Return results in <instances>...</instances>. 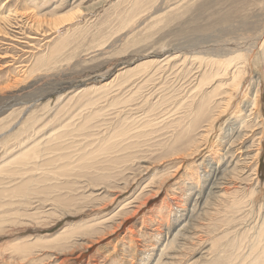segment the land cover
I'll return each instance as SVG.
<instances>
[{"label": "rangeland", "instance_id": "rangeland-1", "mask_svg": "<svg viewBox=\"0 0 264 264\" xmlns=\"http://www.w3.org/2000/svg\"><path fill=\"white\" fill-rule=\"evenodd\" d=\"M132 1L0 0V16L10 18L5 24L0 23V87L8 86L6 89L0 88V264H30L29 261L37 257L43 259L35 260V264L40 261V264H54L55 259L58 260L55 264L66 259V264H140L139 261L143 262L144 259V264H154L157 260L167 264H177L178 261V264H203L213 259L209 254L210 248L218 246L214 240L211 242L213 235H209L207 230L220 225L221 219L225 223L227 217L223 214L230 216L227 208L232 202L230 204L219 197L225 196V190L217 191V186L225 187L229 198L234 195L235 201L243 199L245 203L239 205L242 209H258L260 212L256 211L255 216L253 214L255 223L250 222L251 216H246L245 210L233 214L232 222H226L230 227L236 226L233 235L240 236L243 232L241 225L249 223L255 229L258 219L263 222L264 136L259 146L261 149L256 154L259 119L247 123L245 133H248V137L242 141L241 147H237L243 150V160L231 171H225L224 162H219L218 166L212 160L222 145L217 138L222 135L221 128L228 120L226 114L209 132L204 130V123L197 126L202 128L193 133L194 145L181 153L173 154L166 149L170 143L167 139L171 138L172 133L164 132L171 129L170 125L181 119L182 114L190 111L188 106L193 101L191 88L203 69L198 68L199 64L205 65L206 58L216 59V49H225L228 40L234 38L237 43H242L239 51L242 56L249 55L252 50L250 40L258 30L264 28V0H218L219 5L217 0H157L155 5H145V0H139L138 3L144 4L142 10L131 11ZM28 11L34 13L36 18L32 17L33 20L42 19L39 21L40 31H35L32 20L25 17ZM68 13L73 17H69ZM242 22L245 27L231 31L230 27L238 23L242 25ZM58 23L62 27H56ZM247 59V74L239 90L233 94L232 107L227 114L234 112L240 101L243 109V100L248 94L242 92L258 79L262 89L259 114L264 120V54L257 49ZM142 64H145L143 69H136ZM194 100L197 101L196 98ZM243 111L238 119H242ZM187 120L182 121L183 125ZM248 125H252L251 128ZM125 131L129 137L139 131L142 134L152 132L153 136L143 134L145 139L140 138L141 144L133 150L132 161L126 159L122 163L126 164L124 172L119 170L120 176L111 179L116 185H109L108 188L96 186L92 183V174L87 170L90 167L77 166L81 145L87 141L89 145L100 146L105 142L100 138H107L108 142V138L114 140L118 133ZM234 131L229 132L232 140L237 137ZM62 132L66 136L64 139L77 135H91V138L69 139L63 145L72 144L71 147L59 153L51 149L39 162L44 166L29 165L25 169L21 164L27 163L26 159L16 162L21 152L29 150L26 147L32 148L35 142L40 145L39 151L44 152L42 150L47 148L48 145H44L49 137H56ZM167 133L170 138L165 136ZM17 139L27 140L24 145L20 144L25 148L18 146ZM94 139H97V143L90 142ZM20 143L23 144L22 141ZM149 143L152 147L146 146ZM160 145L162 149H159ZM154 147L158 149L154 150ZM179 147L184 146L179 143ZM65 154L70 155L65 161H72L77 168L74 171L70 166L74 172H71L70 179L61 178L58 174V170L64 167ZM235 157L236 162L240 157ZM55 160L57 162L51 164ZM10 169H25L29 173L24 177L26 180L38 181L27 184L25 192L31 190L29 192L32 193L35 188L45 194L40 192L36 198L28 195L22 200L3 196L8 193L6 189L11 190L21 183L19 179L22 177L15 176L14 181L15 177L12 180L9 175L5 176ZM215 169L217 176L214 179L211 174ZM112 171L115 172L114 168ZM189 173L195 174L194 181ZM222 183L225 184L222 186ZM249 191L256 194H246H250ZM53 197L73 201L74 207L69 206V211L66 209L58 213L60 210ZM216 209H221L222 213L213 211ZM83 228L87 231L82 232ZM69 230L72 233H67ZM53 236L68 243L61 245ZM14 241L20 244L26 241L29 245L35 243L38 246L33 245L35 249L31 252H39L34 256L33 253H14L9 250L13 247L11 245H15ZM42 252L49 256H42Z\"/></svg>", "mask_w": 264, "mask_h": 264}, {"label": "bare ground", "instance_id": "bare-ground-1", "mask_svg": "<svg viewBox=\"0 0 264 264\" xmlns=\"http://www.w3.org/2000/svg\"><path fill=\"white\" fill-rule=\"evenodd\" d=\"M131 1V0H130ZM147 3H145V5H148L150 3H154V5L156 4L155 2L157 0H145ZM187 1V0H186ZM192 1V0H191ZM190 1V2H191ZM198 1V0H197ZM201 1V0H200ZM213 1V0H212ZM139 0H133L132 1V5H131V11L136 9V10H139L141 8L144 7V4L141 5L142 3H138ZM170 2V1H169ZM168 2V3H169ZM175 2V1H174ZM183 2V1H182ZM199 2V1H198ZM203 2V1H202ZM215 2V1H214ZM220 2V1H219ZM167 3V2H166ZM167 3V4H168ZM181 3V2H179ZM164 4V3H163ZM185 4V3H184ZM217 4H218V0H217ZM141 5V6H140ZM177 5V4H176ZM215 5H216V2H215ZM219 5V4H218ZM166 6V5H165ZM214 6V5H213ZM146 7V6H145ZM190 7V6H189ZM79 8V7H78ZM148 8V7H147ZM35 9V8H34ZM145 9V8H144ZM168 9V8H166ZM172 9V8H171ZM191 9V8H190ZM142 10V9H141ZM170 10V9H169ZM19 12V11H18ZM29 13L25 14V17L28 19L30 18L32 20V23L33 24V28H35V31H40L39 29L41 28L39 26V24H41V22L39 21H42V19L40 18L39 21H36V20H33L34 18L32 17H35L33 16V14L31 13V11H28ZM76 13V11H74ZM72 12V13H74ZM167 12V11H166ZM176 12V11H174ZM77 13H78V10H77ZM170 13V12H169ZM173 13V12H172ZM8 14V13H7ZM18 14V13H17ZM168 14V13H167ZM67 15V14H66ZM73 15V14H72ZM70 15V16H72ZM78 15V14H77ZM169 15V14H168ZM21 16V15H20ZM23 16V15H22ZM21 16V17H22ZM63 16V15H62ZM68 16H69V13H68ZM69 16V17H70ZM75 16V15H74ZM161 16V15H160ZM235 16V14H234ZM11 17V15H10ZM46 17V16H45ZM49 17V16H48ZM73 17V16H72ZM12 18V17H11ZM24 18V17H22ZM24 18V19H26ZM36 18V17H35ZM39 18V17H38ZM37 18V19H38ZM58 18V17H57ZM55 18V19H57ZM65 18V17H64ZM66 18H68L66 16ZM152 18V17H151ZM164 18V17H163ZM9 16H5V17H2L0 16V23H6L7 21H9ZM26 19V20H27ZM73 18H71L72 20ZM54 20V19H53ZM63 20V19H62ZM65 20V19H64ZM70 20V18H69ZM159 21L162 20V19H158ZM46 22V20H44ZM48 21V20H47ZM52 21V20H51ZM152 21V20H150ZM158 21V22H159ZM242 21V20H241ZM60 22V21H59ZM63 22V21H62ZM61 22V23H62ZM71 22V21H70ZM157 22V23H158ZM230 22V21H229ZM51 23V22H49ZM48 23V24H49ZM64 23V22H63ZM62 23V25H64ZM67 23V22H66ZM53 24V23H52ZM59 26L57 25L56 27H59L60 28V23H58ZM234 24H237V23H234ZM239 24V25H238ZM236 26H232L230 28L232 32H235V30H241V28L245 27L244 23L242 22V25H240V23H238ZM43 25V24H42ZM50 25V24H49ZM48 25V26H49ZM61 25V27H62ZM232 25V23H231ZM30 26V24H29ZM46 26V24L44 25ZM47 26V28H48ZM141 26V25H140ZM264 26V25H263ZM43 27V26H42ZM54 27V26H53ZM52 27V28H53ZM46 28V29H47ZM49 29V28H48ZM51 29V27H50ZM54 29H57V28H54ZM230 30V29H228ZM237 30V31H238ZM252 30V29H251ZM45 31V30H44ZM56 31V30H55ZM227 31V30H226ZM36 32V33H37ZM49 32V31H47ZM51 32V31H50ZM225 32V31H224ZM66 33V32H65ZM227 33V32H226ZM225 33V34H226ZM48 34V33H47ZM223 34V33H222ZM43 35V34H42ZM255 37H253L250 42L252 44V50L250 51L249 55L247 57H243L242 54L239 52L240 47H243L241 44L242 43H237L235 41V38L234 40H228V44L225 45V49L224 48H221V49H216L218 50L216 53H214V56H216V59L212 58V59H209L207 60V58L205 59V63L203 61V63L205 65L202 66V63L199 64L198 68H205V70L203 71V69L201 71H203L201 73V71L199 72L200 73V78L197 79V82H195V85L191 88L192 89V92H193V101L192 103H190V105L188 106V108H191L190 111H188L186 114H180L181 115V119H179L176 123H172L170 126L171 129H168V130H165L164 133H166V131H168V133H170L169 131H171L172 133V136L171 138L169 137L168 133L167 135H165L166 137L168 136L170 139H167V141L169 140L170 143H169V146L168 148H166L167 150L171 151V153L173 154H176V153H181L180 151H186L188 148L192 147L194 145V136H193V133L198 129H201L202 127L200 126L199 128L197 126L201 125L202 123H204L206 125V127H204L207 132H209L210 130H212L214 124L219 121L221 119V117L223 115H227L228 116V120L225 121V126L223 128H221V132H222V135L217 138V140L222 144L221 147L217 150L218 151V154L214 155V158H212V160L216 161V164H218L219 166V162H224V166H225V171H231V170H234L235 168H237L238 166V163L239 162H242V157H243V150H241L240 148L238 149L237 147L241 145V143H243L242 141H244V139L248 137V133H245V131L247 130V123L250 122L251 120H254L255 118L259 119V133L257 134L258 137V141H257V151H256V154L260 151L259 149H261L259 146H260V142H261V139L263 138L264 136V120H262V118L260 117L261 115L259 114V106H260V102H259V99H260V93H261V87H260V80L258 81V79L253 82L251 85L247 86L245 92L243 91L242 93H247L248 96L244 101L243 103V109L240 107L241 105V101L239 102V105L238 107L236 108V110L232 113H228V111L231 109L232 107V99H233V94L235 92H237L240 88V86L242 85L243 83V80H244V77L246 76L247 72H246V69L248 67V62H249V59L247 58H250V54L253 52V51H257L258 50H261L262 53L264 54V28L260 31L258 30L256 32V34L254 35ZM62 37V36H60ZM229 37V36H228ZM233 37V36H232ZM38 38V37H37ZM231 39V38H230ZM44 40V39H43ZM243 40V39H242ZM47 41V40H46ZM36 43V42H35ZM246 44V43H245ZM247 46V45H246ZM217 47V46H216ZM223 47V45H222ZM245 47V46H244ZM44 48V47H43ZM214 48V47H213ZM251 48V47H250ZM207 49V48H206ZM210 49V48H209ZM207 49V50H209ZM201 50V49H200ZM215 50V51H216ZM197 52V51H196ZM195 52V53H196ZM249 52V51H248ZM202 53V52H201ZM206 53V52H205ZM197 54V53H196ZM208 54V53H207ZM213 54V53H212ZM211 54V55H212ZM254 54V53H253ZM259 54V53H258ZM206 56V54H205ZM246 56V55H245ZM185 60L187 59L186 57H184ZM173 60V59H171ZM177 60V59H176ZM179 60V58H178ZM177 60V61H178ZM201 60V59H200ZM203 60V59H202ZM201 60V61H202ZM168 61V60H167ZM184 62H187V61H184ZM165 63V62H164ZM169 63V61H168ZM159 64V62H158ZM163 64V63H161ZM160 64V67L162 66ZM171 64H172V61H171ZM167 65V63H165V66ZM196 65V64H195ZM145 66V64H142L141 66H138V68L136 69H143ZM148 66V65H146ZM170 66V65H169ZM202 66V67H201ZM195 67V66H194ZM152 68V67H151ZM164 68V67H163ZM189 68V67H188ZM2 70V69H0ZM165 70V68L163 69V71ZM168 70V69H167ZM169 71V70H168ZM0 73H2V71H0ZM178 73H182V72H178ZM198 73V74H199ZM166 74V72H165ZM177 76V75H176ZM179 77V76H178ZM138 78V77H137ZM22 79V78H21ZM196 79V78H195ZM132 80V79H131ZM17 81V80H16ZM192 81V80H191ZM251 81V80H250ZM142 82V81H141ZM160 82V81H159ZM189 82V81H188ZM189 83H193V82H189ZM191 85V84H190ZM127 86V85H126ZM169 86V85H168ZM189 86V85H188ZM8 86H6L7 88ZM106 87V86H105ZM175 87V86H174ZM1 89H6L4 87H0ZM10 88V87H9ZM99 88V87H98ZM0 89V90H1ZM122 89V88H121ZM175 89V88H174ZM8 90V89H7ZM86 91V90H85ZM84 91V92H85ZM161 91V90H160ZM189 91V90H188ZM191 92V93H192ZM95 94V93H94ZM188 94V93H187ZM190 94V93H189ZM188 94V95H189ZM169 95V94H168ZM86 96V95H85ZM80 97V96H79ZM245 96L243 95V98ZM196 98L197 101H195L194 99ZM190 99V98H189ZM81 100V99H80ZM79 100V101H80ZM235 100V99H234ZM119 101V100H118ZM195 101V103H194ZM84 102V101H83ZM187 102V101H186ZM188 103V104H189ZM195 106V107H194ZM140 107V106H139ZM149 108V107H148ZM193 108V109H192ZM133 109V108H132ZM137 109V108H136ZM185 109V108H184ZM131 110V109H130ZM144 110V109H143ZM189 110V109H188ZM244 110V111H243ZM241 111L244 112V115L242 117V119H238L237 117L240 116V113ZM124 112V111H123ZM166 113V112H165ZM242 114V113H241ZM96 115V114H95ZM185 115V116H184ZM255 115V116H254ZM62 116V115H61ZM254 116V117H253ZM185 118H188L189 120H187V123L185 121V125H183V122ZM109 119V118H108ZM91 120V119H90ZM175 121V120H174ZM254 123V122H253ZM110 125V124H109ZM183 125V127H182ZM168 126V125H167ZM166 126V127H167ZM252 126V125H250ZM248 125V127H250ZM197 127V128H196ZM109 128V127H108ZM181 128V129H179ZM234 136H235V132L237 133V137L233 139V136H229V132L233 131L234 129ZM251 128V127H250ZM127 129V128H126ZM161 129V128H160ZM159 129V130H160ZM245 129V130H244ZM159 130H156L159 131ZM203 130V129H202ZM243 130V131H242ZM136 131V130H135ZM143 131V130H142ZM154 131V130H153ZM164 131V130H163ZM162 131V133H163ZM255 131L252 130V132ZM133 132V131H132ZM147 132V131H146ZM149 132V131H148ZM151 132V131H150ZM213 132V131H211ZM249 132V131H248ZM131 133V132H130ZM136 133V132H134ZM228 133V134H227ZM251 133V132H250ZM144 136L145 135H148L149 133H143ZM143 134L139 131L136 135L133 136H128L127 132H122V133H118V135L116 136V138L114 140H111V138H108V142H107V138L106 139H101L100 140H105V142L100 145V146H96V145H89L87 143V141H85L81 147H80V150H81V157L78 159V161H76V163L78 164L77 166L81 167V168H85L86 166H89L90 168L87 169L89 171V173L92 174V177L94 179V182H92L93 184H95L96 186H104L106 188H108L109 185L111 186H114L116 185L115 182H112L111 179H115L117 177L120 176V171L119 170H123L124 167H126V164L123 165L122 163H124V161L128 158V162L129 161H132V158H133V150L135 148L138 147L139 144H141V137H143ZM159 134V133H158ZM157 134V135H158ZM161 134V133H160ZM207 134V133H206ZM227 134V135H226ZM232 134V133H231ZM149 135H152V132L151 134ZM156 135V138H159L157 137ZM163 135V134H162ZM171 135V134H170ZM226 135V136H225ZM251 135V134H250ZM106 136V135H105ZM104 136V137H105ZM153 136V135H152ZM161 136V135H159ZM66 136H64V133L62 132V134L56 136V137H49V141H47V143L44 145V146H47V148H45L44 152H40L39 149H40V145H36L35 142L33 145H36V146H33L32 145V148H28L26 147L27 151H24V152H21V155H18V157L16 158V162L20 161V160H24L26 159L27 160V163H23L21 164L23 166V168L26 169L27 166L30 165V167H33V166H37V167H40V166H44L42 165V163H39L40 161H42L45 157V153L47 154L49 151L52 150H57L58 153L61 151H63V149H67V148H70L72 144L68 145L65 147V145H63L65 143V141H68L69 139H86V140H90L88 138H91V135H77V136H69V139H64ZM165 137V138H166ZM172 137H173V140H172ZM225 137V138H224ZM228 137V141H225ZM133 138H136L135 140L137 141H134ZM144 138V137H143ZM150 138V137H149ZM154 138V137H153ZM155 138V139H156ZM164 138V137H163ZM42 139V138H40ZM40 139L38 141H40ZM133 139V140H131ZM145 139V138H144ZM225 139V140H224ZM19 141V147H22L21 145H24L25 140H21V139H17ZM28 140H31V139H28ZM33 140V139H32ZM37 140V139H36ZM81 140V141H82ZM97 139H94L93 141H90L91 143L96 142ZM148 140V139H147ZM152 141V139H150ZM149 140V142H150ZM154 140V139H153ZM5 141V140H4ZM17 141V142H18ZM20 141L23 142L20 143ZM37 141V142H38ZM79 141V140H78ZM77 141V142H78ZM16 142V140H15ZM30 142V141H29ZM140 142V143H139ZM144 141H142L143 143ZM148 142V141H147ZM146 142V143H147ZM218 142V143H219ZM144 143V144H146ZM153 143V141H152ZM151 143V144H152ZM163 143V142H162ZM161 143V144H162ZM179 143H181L184 147H179ZM235 143H238L237 146L235 145ZM16 144V143H15ZM21 144V145H20ZM28 144V143H27ZM26 144V145H27ZM32 143H30L31 145ZM40 144V143H38ZM63 145V146H62ZM86 145L88 146V148L86 147ZM163 146L165 144H162ZM213 145V144H212ZM245 145V144H244ZM17 146V144L15 145ZM94 146V148H93ZM146 146H150V143L149 145H146ZM155 146V145H154ZM220 146V145H219ZM35 147V148H34ZM143 147V145H142ZM152 147V145L150 146ZM159 147V146H158ZM162 146L160 145V148L159 149H162L161 148ZM165 147V146H164ZM204 147V146H203ZM207 147V146H206ZM241 147V146H240ZM243 147V146H242ZM22 148H25L24 146ZM93 148V149H92ZM144 148V147H143ZM157 148V147H156ZM155 147L153 148L154 150L156 149ZM202 148V147H201ZM146 149V148H145ZM158 149V148H157ZM212 151V148H210ZM152 150V149H150ZM56 151V152H57ZM149 151V148L148 150H146V152ZM157 151V150H156ZM160 151V150H159ZM209 151V152H210ZM208 152V153H209ZM242 152V153H241ZM42 153H44V156H42ZM73 153V152H72ZM143 153V152H142ZM195 153V151H194ZM31 154H32V158H31ZM68 155V154H67ZM65 154L64 156V161L62 164L64 167L60 170H58V174L59 176H61V178H65V179H70L71 177V168L70 166L74 169V171L77 169L76 166L74 165V163L72 161H69V162H66L65 160H67L69 158L70 155L67 156ZM146 155V154H145ZM144 155V156H145ZM196 155V154H195ZM212 155V153H211ZM235 155H239V159L235 162ZM241 155V156H240ZM260 155V154H259ZM59 156V155H58ZM57 156V157H58ZM190 156V155H189ZM254 156V155H253ZM235 157V158H234ZM255 157V156H254ZM98 158V159H96ZM257 158V157H256ZM34 159V160H33ZM179 159V158H178ZM181 159V158H180ZM179 159V160H180ZM33 160V163H30V161ZM168 160V159H166ZM177 160V159H176ZM174 159V161H176ZM257 160V159H256ZM96 161V162H95ZM172 161V160H171ZM57 162V160H55L54 162L52 161L51 164H55ZM127 162V164H128ZM163 162V161H162ZM165 162V161H164ZM72 163V164H71ZM14 164V163H13ZM59 164V163H58ZM148 164V163H147ZM152 164V163H151ZM175 164V163H173ZM242 164V163H241ZM240 164V165H241ZM57 165V164H56ZM150 165V164H149ZM21 166V167H22ZM55 166V165H54ZM58 166V165H57ZM152 166V165H151ZM209 166V164H208ZM221 166V165H220ZM248 166V165H247ZM28 167V168H30ZM176 167V166H175ZM200 167V166H199ZM223 167V166H222ZM243 167H245L243 165ZM53 168V167H52ZM114 168L115 172H110L112 169ZM193 168V167H192ZM13 169V168H12ZM25 169H22L21 171H12L11 169L8 170V173H5L3 175H5L6 177H15V176H18V177H22L21 179H19L21 181V183H18V185L16 187H14L13 189L10 188L11 190L9 189H6L8 191V193H6L5 195L3 196H9V197H13L14 199L17 198L16 200H19L21 198H25V197H28V195H32L33 198H36L38 197V194H45V192L43 191H37V189L33 188V192H25V189L27 188V184H33V182H38L37 180H26L25 175L26 174H29L27 172H25ZM55 169V168H54ZM147 169V168H146ZM195 169V167H194ZM206 169V168H205ZM230 169V170H229ZM49 170V169H48ZM51 170V169H50ZM53 170V169H52ZM177 171H179V169H175ZM224 170V169H223ZM45 171V170H44ZM206 171V170H204ZM237 171V170H236ZM18 172V173H17ZM124 172V170H123ZM41 173V171H40ZM74 173V172H73ZM186 173V172H185ZM232 173V172H231ZM48 174V173H47ZM176 174V172L174 173ZM190 174V178L192 181L195 174L193 173H189ZM14 175V176H13ZM45 175V174H44ZM171 175H173L171 173ZM170 175V176H171ZM2 177L3 178H5ZM49 176V175H48ZM212 178L215 179V177L217 176V173H216V169L213 170L212 174H211ZM172 177V176H171ZM170 177V178H171ZM196 177V176H195ZM31 178V177H30ZM47 178V177H46ZM60 178V177H58ZM169 178V180H170ZM255 178V177H254ZM16 177L14 178V181H15ZM122 179V178H121ZM120 179V180H121ZM173 179V178H172ZM8 180H10L8 178ZM13 180V179H12ZM51 180H54L51 178ZM56 180H59V179H56ZM1 181V180H0ZM5 181V180H4ZM3 181V182H4ZM19 181V182H20ZM6 182V181H5ZM42 182V181H41ZM56 182V181H55ZM97 182V183H95ZM53 183V181L51 182ZM227 183V182H226ZM6 184V183H5ZM42 184H46V183H42ZM225 184V183H224ZM222 183V186L224 185ZM38 185V184H37ZM56 185V184H55ZM186 185H188L186 183ZM191 185V184H189ZM188 185V186H189ZM6 186V185H4ZM9 186H11L9 184ZM8 186V187H9ZM33 186V185H32ZM43 186V185H42ZM41 186V187H42ZM48 186V185H47ZM57 186V185H56ZM62 186V184H61ZM206 187V185H205ZM49 188V187H48ZM105 188V189H106ZM112 188V187H110ZM199 188V187H198ZM246 188V187H245ZM62 189V188H61ZM65 189H68V187H65ZM119 189V188H118ZM158 189V188H157ZM216 189H218L217 191H220V190H225L223 191V194H225V196H219L221 197V199L223 200L224 198L226 200H228V202L231 204L230 207H228L227 209L229 210V213H230V216L226 215V214H223L225 217H227V219L225 220V223L224 221L221 219L220 220V225H217V227H214L212 228V230H207V233H209V235H213L210 239L211 242L212 240H214V244L217 243L218 246L215 247V246H212L209 250V254H211L210 256H213V259L211 258V260L203 263V264H264V220L263 222L260 221L258 219L257 221V228L254 229V227L250 226L249 223L245 224L244 226L241 225L240 227L243 229V232L240 234V236H237V235H233L232 233L235 231L236 229V226H233L230 227V224L226 223V222H232L231 220V217L232 215L234 214H238L239 210H241L240 212L242 213L243 210H245L246 212V216H251V223H255L256 220L255 218L253 219V214L254 216L256 215V211L258 213H260L258 211V209H256V211L253 209L252 210H246L245 208L242 209L239 205L241 204H244L245 202L243 201V199H241V201H235L236 199L231 196L230 198L227 196V189H225V187H216ZM248 189V188H247ZM1 190V189H0ZM46 190V189H45ZM72 190V189H71ZM124 190V189H123ZM199 190V189H198ZM245 190V189H244ZM255 190V189H254ZM3 191V190H2ZM5 191V190H4ZM62 191V190H60ZM59 191V192H60ZM247 191V190H246ZM41 192V193H40ZM111 192V191H110ZM123 192V191H122ZM191 192V191H190ZM208 192V191H207ZM249 193H246L250 196H253L255 195L256 193H254V191H249ZM58 193V192H57ZM56 193V194H57ZM62 193V192H61ZM108 193V192H107ZM183 193V192H182ZM55 194V195H56ZM71 193H69L70 195ZM59 195V194H58ZM68 195V194H67ZM243 196H244V192H243ZM248 197V196H247ZM152 198V197H151ZM52 199H54L55 201V205L57 206L58 210H60L58 213H63L64 210L70 208L69 206H72V208L74 207V204H73V201L70 202L69 200H66L64 199L63 197H59V198H56V197H53ZM198 199V198H197ZM7 200V199H6ZM22 200V199H21ZM37 200V199H36ZM225 200V201H226ZM5 201V200H4ZM44 201V200H43ZM81 201V200H80ZM90 200H88L89 202ZM132 201V200H131ZM136 201V200H134ZM27 202V201H26ZM82 202V201H81ZM87 202V201H86ZM115 202V201H114ZM133 202V201H132ZM131 202V203H132ZM145 202V201H144ZM18 203V202H17ZM34 203V202H32ZM112 203V202H111ZM136 203V202H135ZM147 203V202H146ZM3 204V203H2ZM5 204V203H4ZM83 204V203H82ZM142 204V203H141ZM195 204V203H194ZM197 204V203H196ZM39 205H42V204H39ZM38 205V206H39ZM46 205V204H44ZM49 205V204H48ZM52 205V204H51ZM51 205H49L51 207ZM144 205V203H143ZM198 205V204H197ZM255 205V204H254ZM54 207V205H52ZM179 206V205H178ZM263 206V205H262ZM3 206H1L2 208ZM20 207V206H19ZM36 207V206H34ZM43 207V206H42ZM41 207V208H42ZM131 207V206H130ZM202 207V206H201ZM125 208V207H124ZM135 208V207H134ZM181 208V207H180ZM264 208V206H263ZM34 209V208H33ZM183 209V208H182ZM51 210V209H49ZM72 210V209H70ZM69 211V209L67 210ZM136 211V210H135ZM213 211H219L222 213L221 209H216V210H213ZM13 212V211H12ZM124 212V211H123ZM132 214H134L133 212H131ZM240 213V214H241ZM28 214V213H27ZM55 214V213H54ZM208 214V213H207ZM239 214V215H240ZM1 215V214H0ZM124 215V213H123ZM213 215V214H212ZM237 215V216H239ZM245 215V214H244ZM4 216V215H3ZM214 216V215H213ZM1 217V216H0ZM5 217V216H4ZM47 217V216H46ZM113 217V216H112ZM111 217V218H112ZM135 217V216H134ZM207 217H209L207 215ZM206 217V219H207ZM212 217V216H210ZM216 217V215L214 216ZM133 218V217H132ZM200 218V217H198ZM236 218V217H235ZM242 218V217H241ZM262 218L264 219V211H263V214H262ZM20 219V218H19ZM53 219V218H52ZM115 219V218H114ZM126 219V218H125ZM124 219V220H125ZM142 219V218H141ZM249 219V218H248ZM247 219V220H248ZM257 219V218H256ZM143 220V219H142ZM213 220V218H212ZM3 221V220H2ZM8 221V220H7ZM6 221V222H7ZM10 221V220H9ZM8 221V222H9ZM130 221V220H129ZM210 221V220H209ZM219 222V219L217 220ZM243 221V220H242ZM246 221V220H245ZM110 222V221H109ZM108 222V223H109ZM126 222V220H125ZM124 222V223H125ZM211 223V222H210ZM3 225V224H2ZM227 227V228H224V227ZM255 226V224H254ZM88 227V226H87ZM86 227V228H87ZM237 227H239V225H237ZM70 228V227H69ZM86 228H83V231H87ZM208 228H211V226H209ZM238 229V228H237ZM253 229H254V232H253ZM71 230V229H70ZM68 231L67 233H72L71 231ZM75 230V229H74ZM77 231V230H76ZM89 231V230H88ZM239 231V230H238ZM131 233H133V231H130ZM253 232V233H252ZM76 233V232H75ZM89 233V232H88ZM240 233V232H239ZM238 233V234H239ZM77 234V233H76ZM64 235V234H62ZM53 238L55 239L56 237L53 236ZM57 241L62 245V244H65V243H68V241H64V242H61L59 240V238L57 237L56 238ZM191 239V238H190ZM79 240V239H78ZM21 241V240H20ZM15 242V241H14ZM13 242V243H14ZM25 243H22L20 244L19 242H15L14 244L15 245H11L13 247H11L9 250H12L14 253L16 252H21L22 254H27V255H32L30 253H33L31 251H33L32 249H35V243L32 244V245H29L27 244L26 241H23ZM45 242V241H43ZM48 242V241H47ZM17 243V244H16ZM12 244V243H11ZM20 244V245H18ZM193 244V243H192ZM212 244V245H214ZM35 247H34V246ZM57 246V245H56ZM65 246V245H64ZM72 246V245H71ZM168 246H170L168 244ZM63 247V246H62ZM47 249L49 247H46ZM145 248V247H144ZM150 248V247H149ZM192 248V247H191ZM57 249V248H56ZM61 248L59 247V250ZM153 249V248H152ZM189 249V248H188ZM197 249V248H196ZM72 250V249H71ZM151 250V249H150ZM61 251V250H60ZM153 251V250H152ZM163 250H161L162 252ZM208 251V250H207ZM39 252V250L35 251V253H33V256ZM41 252V250H40ZM62 252V251H61ZM144 252V251H143ZM150 252V251H149ZM173 252V251H172ZM177 252V251H176ZM206 252V251H205ZM159 253V252H158ZM164 253V251H163ZM162 253V254H163ZM203 253V252H202ZM38 254V253H37ZM42 256H45V254H43V252L41 253ZM53 254V253H52ZM51 254V255H52ZM60 255H62L61 253H59ZM149 254V253H148ZM160 253V255H162ZM27 255H24V256H27ZM40 255V253H39ZM146 255V254H145ZM189 255V254H188ZM201 255V254H200ZM49 255L46 254L45 257H48ZM55 256V254H54ZM141 256V255H140ZM167 256V255H166ZM203 256V255H201ZM209 256V257H210ZM160 258V256H158ZM56 258V257H55ZM63 258H66V257H63ZM169 258V257H168ZM188 258V257H187ZM33 260L29 261L30 264H35V262L37 260H42L43 258L42 257H37L36 259L32 258ZM135 259V258H134ZM144 259V258H143ZM177 261H178V258H176ZM190 259V258H189ZM208 259V258H207ZM28 260V259H27ZM36 260V261H35ZM61 260V259H60ZM161 260V259H160ZM182 260V258H181ZM184 260V258H183ZM58 260L55 259L54 261V264L57 262ZM68 261V259L62 261L60 264H66V262ZM132 261H135V260H132ZM144 261L146 262V259H144ZM143 261V262H144ZM167 261V259H166ZM175 261V260H173ZM171 261V262H173ZM198 261V260H197ZM41 262V261H40ZM39 262V264H40ZM143 262H141V260L139 261L140 264H144ZM176 262V261H175ZM179 262V261H178ZM177 262V264H178ZM27 263V262H26ZM131 263V262H130ZM135 263V262H134ZM133 263V264H134ZM174 263V262H173ZM184 264L187 263V262H183ZM197 263V262H196ZM37 264V263H36ZM154 264H167L166 263H160V261L157 260L156 263ZM198 264V263H197Z\"/></svg>", "mask_w": 264, "mask_h": 264}]
</instances>
